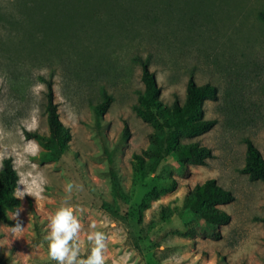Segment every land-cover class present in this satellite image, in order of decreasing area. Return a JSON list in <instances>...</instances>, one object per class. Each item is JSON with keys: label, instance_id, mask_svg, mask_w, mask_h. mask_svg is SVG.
<instances>
[{"label": "rangeland", "instance_id": "rangeland-1", "mask_svg": "<svg viewBox=\"0 0 264 264\" xmlns=\"http://www.w3.org/2000/svg\"><path fill=\"white\" fill-rule=\"evenodd\" d=\"M262 10L264 0H0V168L13 159L20 201L0 221V264H55L44 237L65 199L83 226L82 257L95 224L107 236L106 264H264L256 220L264 183L241 172L245 139L264 150ZM137 58L149 61L166 105L183 102L191 75L217 87V99L203 103L216 125L184 140L211 149L205 165L186 167L160 150L133 162L152 130L134 109L143 90ZM46 79L71 133L58 161L42 160L24 135L48 132ZM104 94L111 103L98 116L92 106ZM209 178L234 195L219 205L231 218L217 239L186 207L189 190Z\"/></svg>", "mask_w": 264, "mask_h": 264}, {"label": "trees", "instance_id": "trees-1", "mask_svg": "<svg viewBox=\"0 0 264 264\" xmlns=\"http://www.w3.org/2000/svg\"><path fill=\"white\" fill-rule=\"evenodd\" d=\"M258 17L264 22V10L258 13ZM141 65V80L143 90L138 93L137 103L134 107L136 115L152 130L148 134V146L140 154H133L135 165H142L145 160L152 158L154 151L160 150L173 154L179 163L188 165H205L207 159L212 157L209 147L197 141L185 142L211 130L217 123L216 119L204 118L203 103L205 100H215L218 89L210 83L197 84L189 77L185 98L183 102L175 99L170 105H166L160 99L161 88L156 82L154 72L149 69V61L141 58L136 59ZM46 85V121L47 134L24 131L26 139L35 140L42 148L39 157L42 160H60L68 151V142L71 139L69 128L65 127L58 114V104L54 100L52 80H44ZM111 96L104 94L100 102L94 104L93 110L96 115H103L109 108ZM122 135L128 137V127L125 124ZM246 153L244 166L241 172L248 175L250 180H260L264 183V150L261 152L249 139H245ZM19 176L14 169L13 159L4 158L0 168V221L10 222L7 213L14 210L20 204L15 196ZM159 193L153 190L149 197L158 198ZM234 195L230 190L223 188L214 178L193 186L187 195L186 207L202 219L206 224L216 228L210 237L219 238L217 231L222 225L229 223L230 215L219 205L233 201ZM264 205V202H263ZM143 206H148L147 201ZM256 220L264 223V217Z\"/></svg>", "mask_w": 264, "mask_h": 264}, {"label": "clouds", "instance_id": "clouds-1", "mask_svg": "<svg viewBox=\"0 0 264 264\" xmlns=\"http://www.w3.org/2000/svg\"><path fill=\"white\" fill-rule=\"evenodd\" d=\"M75 187L77 186L74 182L69 181L64 190L70 196ZM75 212V206L65 199L50 215L48 232L44 237L49 259L55 264H106L104 253L107 248V236L104 232L96 230L95 224L87 233L86 240L90 247L82 257L80 236L83 226Z\"/></svg>", "mask_w": 264, "mask_h": 264}]
</instances>
